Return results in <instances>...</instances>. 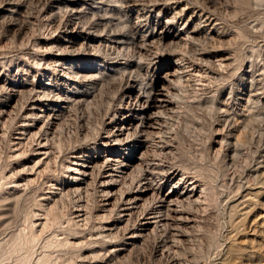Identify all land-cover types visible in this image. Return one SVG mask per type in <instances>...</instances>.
Listing matches in <instances>:
<instances>
[{
  "label": "rangeland",
  "instance_id": "1",
  "mask_svg": "<svg viewBox=\"0 0 264 264\" xmlns=\"http://www.w3.org/2000/svg\"><path fill=\"white\" fill-rule=\"evenodd\" d=\"M0 76L9 85L0 86V264H264V241L250 247L264 213V0H0ZM134 80L153 94L163 86L174 104L150 142L121 151L144 155L122 191L149 172L163 193L188 176L202 194L184 206L190 226L151 228L130 242L140 211L130 227L116 209L104 213L98 170ZM31 81L45 82L42 96L54 104L75 101L44 133L42 121L22 135ZM12 86L24 93L3 113ZM39 135L49 156L38 155ZM76 153L98 159L82 190L72 179Z\"/></svg>",
  "mask_w": 264,
  "mask_h": 264
},
{
  "label": "bare ground",
  "instance_id": "2",
  "mask_svg": "<svg viewBox=\"0 0 264 264\" xmlns=\"http://www.w3.org/2000/svg\"><path fill=\"white\" fill-rule=\"evenodd\" d=\"M66 2V1H65ZM76 4V3H75ZM3 6V5H2ZM5 6V5H4ZM77 8V7H76ZM16 9V8H15ZM90 9V8H89ZM8 12L12 11L11 8L6 9ZM4 11V10H3ZM78 12V9H76ZM76 12V13H77ZM206 19V18H205ZM209 23V22H208ZM74 27V26H73ZM71 30V29H70ZM79 30V29H78ZM77 30V31H78ZM72 31V30H71ZM79 32V31H78ZM77 32V33H78ZM82 32V31H81ZM72 33V32H71ZM68 34V33H67ZM76 37V36H75ZM80 37V36H79ZM69 38V37H68ZM78 40V39H77ZM69 41V40H68ZM124 41L120 39H114V43L117 45H122ZM126 42V41H125ZM76 43V42H75ZM69 47V46H68ZM125 47V46H124ZM61 49V48H59ZM76 51V50H75ZM63 52V51H62ZM68 51H66L67 53ZM74 52V51H73ZM57 53V52H56ZM77 53V52H76ZM79 55L81 52H78ZM66 55V54H65ZM68 55V54H67ZM73 55V54H72ZM56 61L62 63V61H66V57L63 56L60 53L56 54L54 56V62ZM52 62V61H50ZM65 63V62H64ZM52 64V63H50ZM63 65V64H62ZM66 66V65H65ZM56 68V67H55ZM60 68V67H59ZM81 68V67H80ZM78 68V69H80ZM72 69V68H71ZM77 69V70H78ZM84 69V68H83ZM94 69V68H93ZM92 69V70H93ZM179 69V68H178ZM178 69H175L173 71L167 72L164 76L166 81H170L171 77L175 76L176 71ZM57 70V69H56ZM66 70V68H65ZM55 71V70H54ZM64 71V70H63ZM58 72V71H57ZM56 72V73H57ZM60 72V71H59ZM179 72V71H178ZM68 73V72H67ZM60 74V73H59ZM66 74V72H65ZM64 74V76H65ZM73 74V73H72ZM62 75V71H61ZM79 75V74H78ZM63 76V75H62ZM60 76V80L66 81V76L63 78ZM77 76V75H76ZM82 76V75H81ZM80 76V77H81ZM86 76V75H85ZM84 76V77H85ZM55 77V75H54ZM69 77V76H68ZM67 77V78H68ZM71 77V76H70ZM76 77V78H80ZM83 77V79H84ZM82 78V77H81ZM52 79V78H51ZM59 79V78H58ZM57 79V80H58ZM71 79V78H70ZM88 79V78H85ZM93 79V77L91 78ZM90 79V80H91ZM14 80V79H13ZM72 80L73 75H72ZM77 80V79H76ZM5 81V82H4ZM2 79V76H0V86L8 85L7 81ZM53 81V80H52ZM84 81V80H83ZM87 82V80H85ZM84 81V82H85ZM32 82V81H31ZM41 82V81H40ZM58 82V81H57ZM93 82V81H92ZM163 82V81H162ZM45 83V82H44ZM44 83H35L32 82L30 84V89L28 91V95L25 100H27L28 105H26L28 109V113H24V119L21 121L22 130L19 134L28 135L30 133V130L34 128L37 124L44 121L43 125L39 126L41 133H44V130L47 125L57 124L55 123L61 116L62 109L66 107V104L73 99H68V97L61 99V104H54L52 101L55 98H50V95L47 97L44 91L47 90V85L45 86ZM68 83V82H67ZM79 83V81H78ZM94 83V82H93ZM169 83V82H168ZM4 84V85H2ZM15 84V82H14ZM21 84V83H20ZM49 84V83H48ZM58 84V83H57ZM83 84V83H82ZM98 84V83H97ZM52 85V84H50ZM60 85V83L58 84ZM70 85V84H69ZM84 85V84H83ZM163 85V84H162ZM9 86V85H8ZM63 86V85H62ZM65 86V85H64ZM251 86V85H250ZM259 86V85H258ZM53 87V86H52ZM73 87V86H72ZM166 87V86H165ZM129 88V87H128ZM151 88V87H149ZM156 88V87H155ZM170 88V87H169ZM253 88V87H252ZM5 89V88H1ZM10 89V88H9ZM63 89V87H62ZM69 89V88H68ZM76 89V88H74ZM154 89V88H153ZM153 89L151 91H148L143 83L138 82V80H134L133 84L131 83L130 90H129V101L125 106H120L119 108L125 109L122 113V117H117L114 115V118L111 120V128L108 130L107 135L104 137L103 135V145L104 150H106V153L104 151V155L102 156V162L100 163V171L99 168L96 167L98 164V159L94 158V156H88L85 154H77L74 157L76 158L74 161V165L76 166L74 168V176L72 179H74L77 189H81L84 187V184L87 185V181L92 178L94 174H98V177H100V189L99 193L101 196V210L109 211V209L112 210V208L117 210V223L121 224L125 221L129 222V219L133 221L132 217L133 215L137 214V212L140 211V214L138 215V223L136 221L135 224H138V227L133 230L131 229V232L128 235V240L130 242H133L136 238H142L143 235L150 230L151 228H159L162 226H170L174 223L179 224H186L190 226L189 224H192L195 220V215L193 211L190 212L184 208L185 205H188L190 202L192 203H198L201 200V191L200 195L198 194V183L195 180H189L188 176L184 178L178 179L176 182V185H173L171 189L163 193V186H161L158 183H154L152 180V173H144L143 175L136 179L135 177V184L136 186L133 189L122 191V185L126 183L127 178L130 176L132 170H135L134 167L137 165H141L140 162H144V155L143 150L141 151V155H134L131 154L129 156V160H126L125 152H122L124 149H132L133 146L137 150V148L144 147L149 139L150 136L156 135L163 130V112L172 109V104H174L169 96L168 92H163L164 87L162 86L160 89H156V92L153 94ZM256 89V88H255ZM253 88V90H255ZM7 90V89H6ZM49 93V90H47ZM58 91V89H57ZM64 91V90H63ZM248 91V90H247ZM11 92L9 94V97L7 98L6 102L3 104L4 110L3 113H7V111L12 108V103L20 93L23 91L15 86H12ZM26 92V91H25ZM55 92V91H54ZM73 92V91H72ZM249 92V91H248ZM256 92V91H255ZM261 92V91H260ZM258 91V94H260ZM4 93V91L2 92ZM6 93V92H5ZM24 93V92H23ZM46 93V94H48ZM81 93V91H80ZM8 93H6L7 95ZM52 94V93H51ZM21 95V94H20ZM52 94L51 96H53ZM57 95V94H56ZM81 95V94H80ZM89 95V94H88ZM87 95V96H88ZM247 95V94H246ZM254 95V94H253ZM58 96V95H57ZM56 96V97H57ZM61 96V95H60ZM59 96V97H60ZM63 96V95H62ZM256 96V95H255ZM260 96V95H259ZM263 96V95H262ZM24 97V96H23ZM23 97L20 96V99L23 100ZM245 97V96H244ZM243 96H239L237 98V101H240L244 99ZM253 97V96H252ZM58 98V97H57ZM135 98V99H134ZM251 98V96L249 97ZM248 98V99H249ZM261 98V97H260ZM19 99V97H18ZM56 99V98H55ZM134 99V101H133ZM60 102V99H58ZM57 100V101H58ZM81 100V99H80ZM245 100V99H244ZM247 100V99H246ZM251 100V99H249ZM255 100V99H254ZM56 101V100H55ZM75 101V100H73ZM124 101V100H123ZM247 102V101H246ZM21 103V102H20ZM24 103V104H25ZM22 104V103H21ZM139 104L141 106L139 107ZM18 105V103H17ZM248 105V104H247ZM15 106V105H14ZM53 106V107H52ZM68 106V105H67ZM242 106V104H241ZM250 106V105H249ZM256 106V105H255ZM239 107V106H238ZM14 108V107H13ZM23 108V107H22ZM68 108V107H67ZM228 108V107H227ZM246 108V107H245ZM250 108V107H249ZM253 108V107H252ZM25 109V108H24ZM63 109V110H64ZM247 109V108H246ZM2 110V109H1ZM26 110V109H25ZM173 110V109H172ZM10 111V110H9ZM242 111V109H241ZM246 111V110H245ZM169 112V111H168ZM174 112V111H173ZM231 112V111H230ZM118 113V111H117ZM167 113V112H166ZM171 113V112H170ZM2 114V113H1ZM0 114V115H1ZM4 115V114H3ZM63 115V114H62ZM121 115V114H120ZM229 115V114H228ZM2 116V115H1ZM62 117V116H61ZM113 117V116H112ZM165 118V116H164ZM139 119V122L135 124V121ZM224 119V118H223ZM108 122V121H107ZM110 123V122H109ZM108 124V123H107ZM54 126V125H53ZM21 128V127H20ZM19 130V129H18ZM43 130V132H42ZM50 132V131H49ZM164 132V131H163ZM37 133V132H36ZM39 133V132H38ZM32 134V132H31ZM34 134V133H33ZM51 134V133H50ZM49 134V135H50ZM36 136V134H34ZM33 135V136H34ZM38 135V134H37ZM45 135H48V132H45ZM161 135V134H160ZM32 136V137H33ZM42 135H39L38 140V148L43 147L46 150H43L39 152L38 155H50V150L48 147V141L47 137H44L43 139ZM157 137H159L157 135ZM25 137H18L20 141H22ZM154 138V137H153ZM35 139V138H34ZM102 139V138H101ZM154 140V139H153ZM37 141V140H36ZM99 141V140H98ZM18 143V142H17ZM21 143V142H20ZM19 143V144H20ZM51 144V143H49ZM233 145V143H232ZM231 145V146H232ZM165 146V145H164ZM37 148V149H38ZM99 148V147H98ZM90 149V148H89ZM102 149V148H101ZM132 151H136V150ZM143 149V148H142ZM53 150V148H52ZM51 150V151H52ZM82 150V149H81ZM85 150V149H84ZM233 150V149H232ZM98 151V150H97ZM102 151V150H101ZM83 152V151H82ZM36 153V152H35ZM52 154V152H51ZM128 154V153H127ZM231 156V155H230ZM147 157V156H146ZM41 160V159H40ZM39 160V161H40ZM146 160V159H145ZM42 161V160H41ZM149 161V160H148ZM147 161V162H148ZM146 162V163H147ZM233 162V161H232ZM261 162V161H260ZM145 164V163H144ZM144 164L142 165L144 167ZM146 165V164H145ZM159 165V164H158ZM95 168H98V173L94 172ZM262 170L264 171V163H262L261 166ZM144 169V168H143ZM152 170V169H151ZM73 171V170H72ZM137 171V170H136ZM140 171V170H139ZM145 171V170H144ZM152 172V171H151ZM154 173V171H153ZM170 173V172H169ZM262 173V172H261ZM134 174V173H133ZM137 174V173H136ZM135 175V174H134ZM131 180L133 179V176ZM154 175V174H153ZM95 176V175H94ZM140 176V175H138ZM137 176V177H138ZM155 177V176H154ZM262 177V175H261ZM171 178H176V176H172ZM95 179V178H94ZM98 180V178H96ZM95 179V181H96ZM129 179V178H128ZM177 179V178H176ZM263 179V178H262ZM261 180V179H259ZM97 182V181H96ZM131 182V181H130ZM90 183V182H89ZM129 183V182H128ZM127 183V184H128ZM134 183V181H133ZM263 183V182H262ZM130 184V183H129ZM132 184V183H131ZM89 185V184H88ZM87 185V186H88ZM98 185V184H97ZM98 186V187H99ZM128 186V185H127ZM134 186V184H133ZM86 187V186H85ZM129 187V186H128ZM122 188V189H121ZM125 188V187H124ZM127 188V187H126ZM125 188V189H126ZM131 188V186H130ZM260 188V187H259ZM264 189V188H263ZM79 191V190H78ZM122 191V192H121ZM99 196V195H98ZM244 198V197H243ZM248 199V198H247ZM245 202V201H244ZM243 202V203H244ZM188 203V204H187ZM190 203V204H192ZM200 203V202H199ZM241 203V204H243ZM248 203V202H247ZM246 204V203H245ZM248 205V204H247ZM187 207V206H185ZM264 207V206H263ZM245 208V207H244ZM263 209V208H262ZM100 210V211H101ZM115 210V212H116ZM246 210V209H245ZM105 213V212H104ZM112 213V212H111ZM116 214V213H115ZM81 215V214H80ZM104 215V214H103ZM79 217V216H78ZM110 217V216H109ZM198 217V216H196ZM116 218V217H115ZM136 218V217H134ZM110 220L109 222H111ZM114 221V220H113ZM116 221V220H115ZM114 221V222H115ZM126 222V223H127ZM255 225L253 231H252V244L250 245L251 250L254 252L256 249V246L258 247L260 240L264 241V213H260L259 216L256 217V219L253 221ZM107 223V222H106ZM125 223V224H126ZM132 223V222H131ZM130 224L127 223V225ZM125 225V226H127ZM174 226V225H173ZM176 226V225H175ZM174 226V227H175ZM178 226V225H177ZM176 226V229L179 230ZM181 226V225H180ZM116 227V226H115ZM114 227V228H115ZM128 227H130L128 225ZM128 227H125L128 229ZM132 227V226H131ZM174 227H171L175 229ZM183 227V226H182ZM181 227V228H182ZM104 228V226H103ZM122 228V227H119ZM124 228V227H123ZM124 228V231L126 230ZM163 228V227H162ZM190 228V227H188ZM110 229V228H109ZM158 229V230H159ZM166 229V227H165ZM168 229H170L168 227ZM105 230V229H104ZM133 230V231H132ZM153 230V229H152ZM171 230V229H170ZM106 231V230H105ZM114 231V230H112ZM130 231V229H129ZM165 231V230H164ZM163 231V232H164ZM174 231V230H172ZM181 231V230H180ZM108 232V231H107ZM151 232V231H150ZM176 232V230H175ZM174 232V233H175ZM112 233V232H111ZM170 233V232H168ZM184 233V231H183ZM186 233V232H185ZM125 234V233H124ZM172 234V233H171ZM180 234V233H178ZM177 234V235H178ZM112 235V234H111ZM126 235V234H125ZM146 235V234H145ZM175 235V234H174ZM184 235V234H183ZM147 236V235H146ZM186 236V235H185ZM172 237V236H171ZM145 238V237H143ZM142 238V239H143ZM177 238V237H176ZM165 241V240H164ZM172 247V246H171ZM122 249V248H121ZM115 251H118L117 249ZM252 252V253H253ZM257 252V251H256ZM258 253V252H257ZM173 260V259H172ZM174 264V263H173Z\"/></svg>",
  "mask_w": 264,
  "mask_h": 264
}]
</instances>
